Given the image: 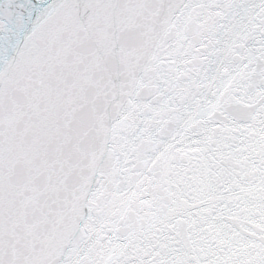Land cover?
Masks as SVG:
<instances>
[{
  "label": "snow or ice",
  "instance_id": "6c2138e0",
  "mask_svg": "<svg viewBox=\"0 0 264 264\" xmlns=\"http://www.w3.org/2000/svg\"><path fill=\"white\" fill-rule=\"evenodd\" d=\"M0 264H264V0H0Z\"/></svg>",
  "mask_w": 264,
  "mask_h": 264
}]
</instances>
